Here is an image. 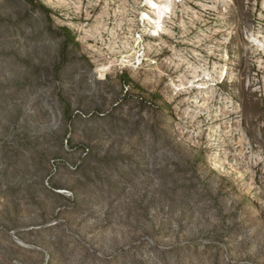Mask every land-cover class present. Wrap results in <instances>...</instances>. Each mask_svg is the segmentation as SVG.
<instances>
[{
	"label": "rangeland",
	"instance_id": "1",
	"mask_svg": "<svg viewBox=\"0 0 264 264\" xmlns=\"http://www.w3.org/2000/svg\"><path fill=\"white\" fill-rule=\"evenodd\" d=\"M0 264H264V0H0Z\"/></svg>",
	"mask_w": 264,
	"mask_h": 264
}]
</instances>
